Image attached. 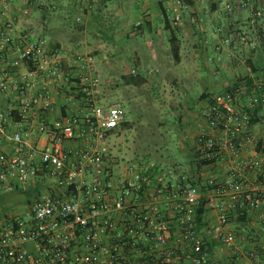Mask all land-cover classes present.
<instances>
[{"label": "built area", "instance_id": "1", "mask_svg": "<svg viewBox=\"0 0 264 264\" xmlns=\"http://www.w3.org/2000/svg\"><path fill=\"white\" fill-rule=\"evenodd\" d=\"M157 2L168 10L172 26L179 27L184 0ZM253 3L240 0L242 8L252 7L249 23L256 28L264 8ZM224 7L226 12L235 8ZM145 24L138 21L135 28ZM16 36L12 21L0 30V60H7L0 91L16 93L12 112L28 130L12 136V157L0 155V190L20 184L47 190L29 201L22 214L0 222V264H220L225 255L227 264H264V80L252 78V85L245 81L228 88L205 110L195 143L200 167H165L141 159L120 169L105 159L107 126L125 118L120 104L99 105L101 81L93 56L79 44L51 50L47 39L33 42L25 35L9 61L7 47ZM260 41L257 33L237 27L215 51L221 53L223 44L257 50ZM67 57L83 71L74 94L84 104V123L49 126L42 115L53 108L49 82L70 81ZM21 67L27 69L22 82L11 84L10 69ZM5 118L0 115V134ZM32 133L45 136L46 146L30 144ZM67 142L79 148H68ZM226 159L231 167L222 182L207 174ZM202 201L206 211H216L215 225L199 224ZM233 212H256L260 228L251 233L248 225L230 228Z\"/></svg>", "mask_w": 264, "mask_h": 264}, {"label": "crops", "instance_id": "2", "mask_svg": "<svg viewBox=\"0 0 264 264\" xmlns=\"http://www.w3.org/2000/svg\"><path fill=\"white\" fill-rule=\"evenodd\" d=\"M67 1L0 0V30L5 23L12 21L17 31L15 44L7 47L9 61L17 56L20 48L19 41L25 35H29L33 42H36L39 38L47 39L51 50L69 48L71 45L79 44L84 52L91 54L97 45L95 46L90 38L92 36L99 38L100 34L96 31L97 26L102 24L105 27L112 15L114 16V22H116L115 25H122L118 29L123 35L122 37L128 38L127 33L130 32V38L134 35L143 38L147 46H155L159 53L164 54L166 52L174 58L171 46L173 36L170 30H167L166 27L163 28L161 25L162 21L164 23L163 13L157 0H72L71 4L73 6L70 5L71 13L69 16L61 13L67 6L65 4ZM184 2L187 8L182 11V22L176 30L178 39L176 45L180 49L179 59L174 58V64L176 63V69L188 72L187 75L183 73L182 80L197 85L200 91L199 95L196 96L195 103L197 106L188 108L186 114L193 128L185 133L182 140V144L188 149L187 158L192 164L195 160V152L192 150L195 151L196 148L195 143L199 124L204 121V112L212 104L214 98L228 88L245 82L248 77L264 80V16L258 22L256 28H252L249 23L252 7L242 8L240 0H184ZM57 3L61 8L59 14L55 11ZM225 4L234 5V10L226 12ZM111 5L116 6V8L111 9ZM253 7L264 8V0H254ZM25 9L28 10V14L24 13ZM166 12L169 15L168 10ZM135 14H138V16L135 18L134 24L131 22L130 26H124L123 23L128 19L132 21ZM138 21H145L144 29L135 28ZM190 26L193 29L192 32L187 29ZM237 27L248 30L252 35L255 33L260 35L259 48L250 50L236 45L223 44V51L217 53L215 51L217 43L221 40L224 41L227 36H232L233 29ZM114 28L117 29L118 27L115 26ZM131 28L133 30L130 31ZM111 32L113 34L114 30ZM109 37L112 38L113 35ZM93 59L96 73L100 75L96 66V58L93 57ZM6 61L0 60V73L7 69ZM249 62L251 63L250 67L256 69L255 74L250 72L247 64ZM199 66L201 69H199ZM64 69L67 73L68 71L72 73L70 81H62L60 85L54 84L53 81L49 82L53 90L51 98L53 108L42 114L49 126H53L56 122L63 125L84 123L86 113L84 104L78 98L79 96L74 94L79 83L77 77L82 75L83 71L81 72L77 66L73 67L71 58L68 57L64 60ZM171 70H174V68H171ZM26 72L27 69L24 67L10 69L11 84L18 85L21 83ZM32 77L38 83H41L39 77L31 76L30 78ZM130 86L128 84V88ZM184 93H186L187 98L192 95V92H188L187 89H184ZM17 105V95L11 88L7 91H0V115L4 114L6 116L1 123L0 155L7 154L12 157L15 153L12 136L18 132L28 130L26 123L12 112ZM27 140L30 144L38 147H44L48 143L45 136L38 138L35 133H32ZM66 147L78 149L79 143L67 142ZM230 167L229 160L226 159L217 165L214 170L207 171V174H212L219 182H222ZM249 180L252 181L250 178ZM39 186L42 187L37 185L32 186V188L37 189ZM40 191L41 189L38 191L37 196ZM37 196L31 197V200ZM236 213L239 212H233L235 219ZM217 218L216 211H206L204 227L215 225ZM248 220L247 225L251 226L248 230L249 233L260 228L257 223L256 212L250 213ZM245 225L234 221L230 228L241 230ZM227 261L228 256L225 255L219 263L227 264Z\"/></svg>", "mask_w": 264, "mask_h": 264}, {"label": "rangeland", "instance_id": "3", "mask_svg": "<svg viewBox=\"0 0 264 264\" xmlns=\"http://www.w3.org/2000/svg\"><path fill=\"white\" fill-rule=\"evenodd\" d=\"M72 2L68 0L61 13L69 16ZM110 8L114 9L116 6L111 5ZM60 10L57 3L55 11L59 14ZM135 16L132 21L128 19L123 25L130 26L131 22L134 24L138 14ZM113 17L112 15L109 19L111 22L108 21L105 27L102 24L97 26L96 31L101 37L90 38L97 45L91 55L96 58L100 74L99 105L120 104L124 122L128 123L127 128L117 127L115 133L108 137L106 162L122 169L149 156L148 158L156 159L162 164L176 162L190 165L188 149L184 147L182 140L185 133L193 128L186 114L188 108L197 106L195 102L200 93L199 87L182 80L183 73L187 75L188 72L176 69L175 60L169 53H159L155 46H147L145 40L136 35L130 38V32L127 33L128 38L122 37L118 31L122 25H115ZM114 25L118 28H114ZM161 25L165 27L163 21ZM187 29L189 32L193 31L191 26ZM131 79L138 80L128 88V81ZM184 89L192 92L189 98ZM40 189L47 190L46 187L39 186L36 189L24 184L12 190H0V222L22 214L31 197L37 196Z\"/></svg>", "mask_w": 264, "mask_h": 264}, {"label": "trees", "instance_id": "4", "mask_svg": "<svg viewBox=\"0 0 264 264\" xmlns=\"http://www.w3.org/2000/svg\"><path fill=\"white\" fill-rule=\"evenodd\" d=\"M160 7H161V10H162V13H163V20H164L165 27H166L167 30H170L171 31V34L173 36V38H172V51H173V54H174V58L178 60L179 59V52H180L179 47L176 45V42L178 41L177 36H176V30L178 29V27L174 28L172 26L171 20L169 19L168 14H167L166 10L163 7V4H160ZM247 64L249 66L250 72L252 74H255L257 72L256 69H253V68L250 67V64H251L250 62L247 63ZM136 80H138V79H131L130 81H128V84H130V85L131 84H136L135 83ZM246 81L248 82L249 85H252V83H253L252 78H250V77H248ZM127 126H128V123H126V122H122L120 124H113L110 127L108 126V128H107L108 135L109 136H112L115 133L114 130L117 127L127 128ZM192 151L195 152L194 150H192ZM148 157L149 156H147V158H145V159H152V158H148ZM196 157H197V155H195V158ZM158 163H160V162H158ZM160 164L163 165V166H165V167H169V166H172V165H176V162L167 163V164L160 163ZM194 164L197 165L198 167L201 166V164L199 162H197L196 160H194L192 162V165H194ZM191 184H192V186H196L198 183H196L194 181H191ZM205 204H206V202L205 201H202V203L200 205V208L198 210V222H199V224L201 226L204 224V216H205V213H206ZM235 217H236V219L234 218V215H233L232 222L236 221L238 223H244L246 225L249 223L248 215L247 214L238 213L237 215H235Z\"/></svg>", "mask_w": 264, "mask_h": 264}]
</instances>
